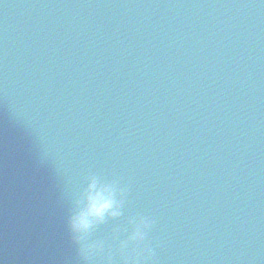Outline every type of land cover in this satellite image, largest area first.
Returning a JSON list of instances; mask_svg holds the SVG:
<instances>
[{"label": "water", "instance_id": "1", "mask_svg": "<svg viewBox=\"0 0 264 264\" xmlns=\"http://www.w3.org/2000/svg\"><path fill=\"white\" fill-rule=\"evenodd\" d=\"M79 182L27 0H0V260L81 264L65 226Z\"/></svg>", "mask_w": 264, "mask_h": 264}, {"label": "clouds", "instance_id": "2", "mask_svg": "<svg viewBox=\"0 0 264 264\" xmlns=\"http://www.w3.org/2000/svg\"><path fill=\"white\" fill-rule=\"evenodd\" d=\"M127 195L128 187L115 175L90 170L83 176L65 218L81 264H154L156 245L150 234L155 220L140 213L125 216ZM122 218L108 236H96L100 226Z\"/></svg>", "mask_w": 264, "mask_h": 264}]
</instances>
